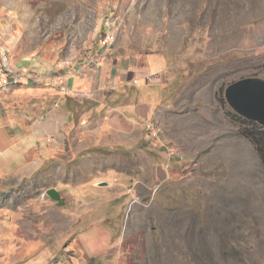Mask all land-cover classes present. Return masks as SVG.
<instances>
[{"label":"rangeland","instance_id":"1","mask_svg":"<svg viewBox=\"0 0 264 264\" xmlns=\"http://www.w3.org/2000/svg\"><path fill=\"white\" fill-rule=\"evenodd\" d=\"M106 17L117 38L105 52ZM0 25L13 55L39 68L95 55L91 68L121 70L151 54L161 70L97 96L149 103L128 130L0 175V264H70L68 245L90 219L47 189L100 182L117 198L105 221L119 237L118 264H264V169L224 97L239 78L264 79V0H0Z\"/></svg>","mask_w":264,"mask_h":264},{"label":"crops","instance_id":"2","mask_svg":"<svg viewBox=\"0 0 264 264\" xmlns=\"http://www.w3.org/2000/svg\"><path fill=\"white\" fill-rule=\"evenodd\" d=\"M2 35L3 28L0 25V41L8 49L15 66H32L40 73L46 71L44 66L39 68L36 60L30 56L13 55L9 42L2 41ZM152 57L151 54L145 55L141 64L136 58L127 69L121 70L85 68L82 62H76L75 65L67 61L60 63L57 65L59 69H63L60 71L70 75L68 85L74 91L73 94H62L55 86L36 81L1 91L0 175L30 166L39 159V155L49 157V153L55 151L81 154L91 147L101 145L97 140L102 137L103 132L128 130L131 122L128 123L127 120H138L137 117L147 115L149 112L141 107L149 103L133 105L127 100L101 101L97 96L102 87L120 90L122 84H132L133 79L137 83L143 82L147 75L160 72L161 70H151V61L155 66L160 64ZM87 92L89 95H84ZM101 108H107V119L96 116ZM91 114L93 118L89 120ZM56 188L60 198L68 203L72 214L83 212L90 219L89 229L78 230L71 239L68 247L74 250V255L67 263L86 264L89 258H94L98 264H118V257L115 255L119 250V237H115L116 232L105 221L110 222L111 219L107 218L106 210L116 212L117 207H111V202L117 198L103 192L100 185L83 190L81 186L70 189L63 183ZM40 263L35 259H26L22 264Z\"/></svg>","mask_w":264,"mask_h":264},{"label":"built area","instance_id":"3","mask_svg":"<svg viewBox=\"0 0 264 264\" xmlns=\"http://www.w3.org/2000/svg\"><path fill=\"white\" fill-rule=\"evenodd\" d=\"M113 20V21H112ZM108 21L106 17L103 21V32L97 40L99 49L105 52L116 41L117 35L114 29V19ZM95 55L89 56L83 63L85 68H91L99 64V61L94 58ZM56 68L45 66V72H38L32 66H15L10 58L8 49L0 42V92L7 90L14 86H20L32 81L45 82L46 84L55 86L62 94H73L74 91L68 85V78L70 75L62 73ZM149 76H146L148 78ZM133 83H137L136 79H133ZM146 128L150 137L157 135L156 128L151 122H146Z\"/></svg>","mask_w":264,"mask_h":264},{"label":"water","instance_id":"4","mask_svg":"<svg viewBox=\"0 0 264 264\" xmlns=\"http://www.w3.org/2000/svg\"><path fill=\"white\" fill-rule=\"evenodd\" d=\"M224 97L237 114L264 126L263 78L255 76L239 78L226 86ZM102 183L100 182L99 185H103ZM47 194L58 204H62L60 193L55 188L47 189Z\"/></svg>","mask_w":264,"mask_h":264},{"label":"trees","instance_id":"5","mask_svg":"<svg viewBox=\"0 0 264 264\" xmlns=\"http://www.w3.org/2000/svg\"><path fill=\"white\" fill-rule=\"evenodd\" d=\"M240 133L252 144L264 169V126L255 121L241 118Z\"/></svg>","mask_w":264,"mask_h":264}]
</instances>
